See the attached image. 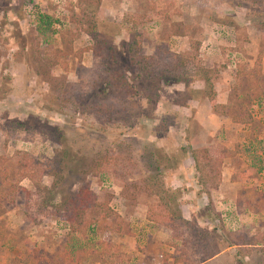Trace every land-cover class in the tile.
Returning a JSON list of instances; mask_svg holds the SVG:
<instances>
[{
    "label": "rangeland",
    "instance_id": "rangeland-1",
    "mask_svg": "<svg viewBox=\"0 0 264 264\" xmlns=\"http://www.w3.org/2000/svg\"><path fill=\"white\" fill-rule=\"evenodd\" d=\"M38 14L50 17L54 33L39 34ZM134 38L145 56L162 47L188 58L180 82L138 71L127 53ZM64 40L67 69L49 68ZM97 41L112 49L104 68L123 71L136 94L117 101L110 123L97 108L111 92L93 89L103 86L89 50ZM254 70L264 90V0H0V164L16 190L0 191V264L28 254L62 264L69 229L57 209L85 184L110 199L130 235H89L79 264H98L99 240L118 247L122 264H172L176 256L179 264H264V99L247 102L236 78ZM114 141L124 142L119 163L93 176L94 154L114 151ZM209 148L234 155L208 158ZM170 151L180 165L161 164L163 177L147 186L146 161L163 163ZM55 155L64 160L58 175ZM22 157L50 170L39 188L27 179L15 185ZM114 172L141 183L135 200L121 194ZM159 200L184 221L150 223L149 205Z\"/></svg>",
    "mask_w": 264,
    "mask_h": 264
},
{
    "label": "trees",
    "instance_id": "trees-1",
    "mask_svg": "<svg viewBox=\"0 0 264 264\" xmlns=\"http://www.w3.org/2000/svg\"><path fill=\"white\" fill-rule=\"evenodd\" d=\"M36 24L38 25L37 31L40 35H45L46 33L50 32L54 33V30L51 28L53 23L49 16L38 14ZM64 47L66 51H64L63 48L54 50V56L52 60L48 61L47 64L49 68L62 66L64 69H67L65 62L61 59L63 57L68 58L69 55H71V42L64 40ZM197 48L198 47L196 46L194 51H196ZM87 49L88 48H86V50ZM89 50L92 51L94 59L99 62L98 64L96 63V65H100V71H102L100 78L103 77V82L100 81L103 83V86L96 84L93 89L96 87H101L98 90V94L102 96L105 95L108 90L111 92V100L106 101L105 104H101L99 105V108H97L106 115L105 122L110 123L113 119L112 114L117 108V101H122L124 99L133 100L136 97V94L133 91V87L127 81L123 71L104 68L105 58H107L108 55L107 53L112 52V49L107 46V43L103 41H97L91 48H89ZM127 53L130 58V63L134 65L138 71H141L149 76H154L155 79L161 81V83H166V81L168 82L169 80L174 81L175 83L180 82L177 75L183 72L189 65L188 58L173 54L166 48L162 47L157 48L156 52L151 56H145L139 38H134L133 41L128 45ZM236 78L240 81L239 88L242 90L243 96L247 98V102L250 103L254 100L264 99V90L257 84L258 80L255 76V70L247 73L240 72L237 74ZM205 84L211 89L209 76L205 78ZM59 107H61V105H59ZM76 108L72 107L71 109L76 111ZM221 108L222 114L231 115L229 110L230 108L227 106H220V109ZM59 109L63 111L62 113H64L66 110L63 107ZM232 117L236 123L245 122L237 117V115H233ZM111 126L113 125L111 124ZM104 133H106L105 130ZM113 146L116 148L114 151L112 149H108V147H100L99 152L94 154L91 165L89 166L93 176H98L107 171L109 168L116 166L115 163H119L124 142L119 141L116 143L114 141ZM66 152L67 151L65 150L60 151V153L63 155H66ZM204 154H207L206 157L208 158L214 154L219 159V161H223L226 158L232 157L234 152L231 150H224L221 152L218 149L209 148V150L204 152ZM61 157L62 156L60 155L54 156V163H56V165L51 173L54 172L56 175H58L63 170L64 160L63 157ZM180 159L181 158L178 160V157L173 151L168 152V157L164 159L163 163L161 160L151 157L148 161H146L147 164L145 163V178L143 181L146 182L147 186L157 185L158 182L156 180L161 176L163 177L164 166H161V164L171 165L173 163L172 168H175L176 166L180 165ZM193 159H197L195 154L193 155ZM16 167L15 185H17V183L22 179H27L31 185L39 188L41 184V178L46 173H49L48 175H50V170L47 171L45 169L39 168L38 163H31L29 160L25 159V157H22L17 162ZM148 171H150V173ZM113 175L117 181L116 173L114 172ZM117 183L121 189L122 195H126L127 192L133 193L132 200H135L136 196L140 193V190L144 188L142 185H140V182L128 181L126 178L122 179L121 181H117ZM159 186L160 188H158V193L160 194L163 188L162 185ZM0 191H4L6 196H10L16 192L14 185L7 181V170L3 168L1 164ZM161 202L163 204H161ZM109 203L110 199L107 196L96 195L91 190L90 186L85 184L80 186L74 195L68 196L66 199H64L63 203L60 204L57 212L68 224L69 229L67 234V242L60 258L62 264H79V261L84 255L83 246H81L79 242L85 239L88 240L89 235L93 237H102L113 234L122 236L130 235L129 224L111 210ZM168 206L169 203L163 200H159V204L157 205H149L147 215L148 221L153 224H160L171 228L174 227L175 220L184 221L178 216L176 211L171 210ZM97 246L101 247V249L95 250L99 256L98 264L123 263V257L119 254L118 247L113 246L106 240H99ZM34 261L35 264H49L44 258L40 260L35 259L32 254H28V256L23 260L14 258L12 264H30ZM180 262L181 258L176 256L172 264H179Z\"/></svg>",
    "mask_w": 264,
    "mask_h": 264
}]
</instances>
